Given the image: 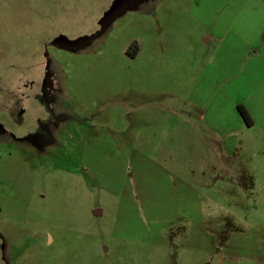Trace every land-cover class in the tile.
Instances as JSON below:
<instances>
[{"label":"rangeland","instance_id":"obj_1","mask_svg":"<svg viewBox=\"0 0 264 264\" xmlns=\"http://www.w3.org/2000/svg\"><path fill=\"white\" fill-rule=\"evenodd\" d=\"M228 30L264 0H0V264H264V95L193 103Z\"/></svg>","mask_w":264,"mask_h":264},{"label":"crops","instance_id":"obj_2","mask_svg":"<svg viewBox=\"0 0 264 264\" xmlns=\"http://www.w3.org/2000/svg\"><path fill=\"white\" fill-rule=\"evenodd\" d=\"M263 39L264 31L262 30L253 35L243 33L242 30H228L223 37L219 38V44L212 46V61L209 64L215 70L213 78L211 76L215 95L208 97L207 95H201L202 92L199 91V95L195 96L196 99L193 103L195 107H199L201 111H204V114L208 111L212 113L214 116L212 127L219 133L226 132L225 130H219L225 126V124L222 125L221 118H226L229 113L233 114L236 105H250V95L251 100H257V94L260 90L264 95V69L257 68L258 64H262L261 61L264 58ZM253 55L257 56L253 59L256 61L251 62L255 66V72L249 73L250 61L247 62V60H252ZM234 80H237L236 84L241 83L239 88H233ZM218 105L219 108H217ZM39 130L40 126L36 132L37 134H39ZM36 138L38 146H43L44 139L41 141L39 135Z\"/></svg>","mask_w":264,"mask_h":264},{"label":"trees","instance_id":"obj_3","mask_svg":"<svg viewBox=\"0 0 264 264\" xmlns=\"http://www.w3.org/2000/svg\"><path fill=\"white\" fill-rule=\"evenodd\" d=\"M135 45L137 46L136 43L133 44V46L135 47ZM237 108H238V111L241 115V117L243 118V120L245 121V123L248 125V126H252L254 125V121L252 119V116L250 115L248 109L246 108V106L244 104H238L237 105ZM249 177L251 180H250V184L249 186L250 187H253V184H254V180H253V176L252 175H248L247 173H243L242 174V177L240 179V182L242 184L243 187H246L247 185H245V178L246 177Z\"/></svg>","mask_w":264,"mask_h":264},{"label":"flooded vegetation","instance_id":"obj_4","mask_svg":"<svg viewBox=\"0 0 264 264\" xmlns=\"http://www.w3.org/2000/svg\"><path fill=\"white\" fill-rule=\"evenodd\" d=\"M45 120L44 121H40V123H39L40 130H39V134H37V137L39 135V138L41 139V141L46 138V132L44 131V127H45V124H46ZM43 141H45V140H43Z\"/></svg>","mask_w":264,"mask_h":264}]
</instances>
